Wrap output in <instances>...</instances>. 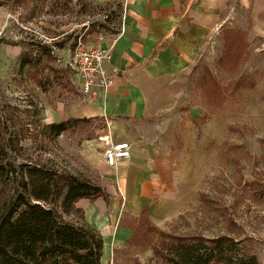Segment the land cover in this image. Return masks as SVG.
<instances>
[{
	"label": "rangeland",
	"instance_id": "rangeland-1",
	"mask_svg": "<svg viewBox=\"0 0 264 264\" xmlns=\"http://www.w3.org/2000/svg\"><path fill=\"white\" fill-rule=\"evenodd\" d=\"M76 3V0L70 4L67 0H39L31 17H28V7L16 8L10 1L0 6V96L19 109L29 100L36 102L41 108L42 123L46 121L45 114L84 102L68 70L69 90L61 86L62 80L49 82L44 90L39 89L32 82L33 72L26 67L19 75L21 55L29 50L34 52L33 41L53 40L63 46L54 50V62L38 74L42 78L49 74L47 68L63 69L70 45L78 37L84 44L96 45L99 34L109 35L110 30L96 28L95 32L89 27L102 25L104 13L93 10L80 13ZM119 13L120 6L115 20L106 25L107 29L117 27ZM224 29L239 30L246 44L245 57L231 73L216 65ZM214 31L215 44L208 61L201 63L196 72L186 75L182 89L186 94L182 109L197 106L200 115L195 126L199 136L207 137L196 153L197 203L162 229L152 227L145 220L133 223L131 240L114 250L104 264H162L152 250L163 240L160 233L176 237H228L240 242L239 246L254 255L258 264H264V0H224ZM204 67L225 89L224 97L216 106L208 105L200 91ZM244 74L252 77L253 87L230 92L229 83ZM104 126L103 119L90 118L82 128L57 137L55 145L43 157L70 173L93 179L97 173L85 161L83 145L93 140L100 142L98 137L102 136Z\"/></svg>",
	"mask_w": 264,
	"mask_h": 264
},
{
	"label": "crops",
	"instance_id": "crops-1",
	"mask_svg": "<svg viewBox=\"0 0 264 264\" xmlns=\"http://www.w3.org/2000/svg\"><path fill=\"white\" fill-rule=\"evenodd\" d=\"M83 1L120 6L118 32L96 44L110 47L104 70L115 74L93 101L45 114V123L98 117L105 125L100 137L129 145V157L113 168L102 161V143L83 145L84 159L95 169L106 199H79L74 206L98 232L104 264L126 245L141 214L162 229L197 203L196 153L207 137L199 136L195 126L197 106L182 109V89L186 75L196 72L213 51L224 0ZM220 41L222 47L221 35Z\"/></svg>",
	"mask_w": 264,
	"mask_h": 264
},
{
	"label": "trees",
	"instance_id": "trees-1",
	"mask_svg": "<svg viewBox=\"0 0 264 264\" xmlns=\"http://www.w3.org/2000/svg\"><path fill=\"white\" fill-rule=\"evenodd\" d=\"M9 1L16 8L28 7V17H31L39 0H0V6ZM82 1L76 0L80 13L93 10L105 15L102 25L90 24L91 30H110L109 35L118 32V23L114 29H107L106 25L115 20L119 4L92 6ZM70 2L67 0V4ZM221 38L222 47L216 65L231 73L245 57V39L235 29L222 30ZM33 44L36 46L34 52L29 50L21 55L18 74L21 75L26 67L33 72L32 82L39 89L44 90V85L49 82L62 80L61 86L69 90L68 69L65 67L47 68L49 74L38 77L47 64L54 62V50L63 46L56 45L53 40L48 43L33 41ZM253 85L252 77L244 74L236 76L227 89L233 93L250 89ZM199 87L210 106H216L224 97L225 89L207 67L203 68ZM40 110L32 100L19 109L0 96V264H100L101 238L83 221L81 210L74 204L79 199L89 202L97 198L105 200L104 189L95 177L70 173L43 157L55 145L57 137L82 128L90 118L42 123ZM143 218L141 214L138 222L145 220ZM160 234L163 240L152 250L162 264H258L254 255L239 246L240 242L228 237ZM131 238L132 235L128 241Z\"/></svg>",
	"mask_w": 264,
	"mask_h": 264
},
{
	"label": "built area",
	"instance_id": "built-area-1",
	"mask_svg": "<svg viewBox=\"0 0 264 264\" xmlns=\"http://www.w3.org/2000/svg\"><path fill=\"white\" fill-rule=\"evenodd\" d=\"M101 37L102 34H99L98 39L100 40ZM68 53V60L62 66L73 76L74 87L82 102L93 101L97 91L110 87L115 74L114 70L109 73L104 70V65L111 60L110 47L84 44L78 37ZM58 62L59 60H56V63ZM98 140L105 146L102 151V161L105 166L113 168L119 161L129 157V145L126 142L110 143L106 137L100 136Z\"/></svg>",
	"mask_w": 264,
	"mask_h": 264
}]
</instances>
